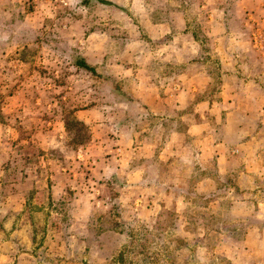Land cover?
<instances>
[{
  "label": "rangeland",
  "instance_id": "rangeland-1",
  "mask_svg": "<svg viewBox=\"0 0 264 264\" xmlns=\"http://www.w3.org/2000/svg\"><path fill=\"white\" fill-rule=\"evenodd\" d=\"M103 1L0 0V264H264V0Z\"/></svg>",
  "mask_w": 264,
  "mask_h": 264
},
{
  "label": "trees",
  "instance_id": "trees-1",
  "mask_svg": "<svg viewBox=\"0 0 264 264\" xmlns=\"http://www.w3.org/2000/svg\"><path fill=\"white\" fill-rule=\"evenodd\" d=\"M96 1L105 2L103 0H80V3L84 6H88ZM75 65L85 70H90L94 72V69L90 67L88 64H86L82 57L75 60Z\"/></svg>",
  "mask_w": 264,
  "mask_h": 264
}]
</instances>
